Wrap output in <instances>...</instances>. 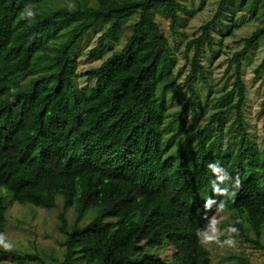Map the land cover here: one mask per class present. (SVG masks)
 <instances>
[{"label":"trees","instance_id":"16d2710c","mask_svg":"<svg viewBox=\"0 0 264 264\" xmlns=\"http://www.w3.org/2000/svg\"><path fill=\"white\" fill-rule=\"evenodd\" d=\"M200 10L185 0H0V231L15 203L61 208L65 247L60 259L0 245V261L212 264L202 239L218 212L230 213L231 234L264 252V149L247 129L243 80L244 60L264 38V0H221L201 35L186 40L190 70L180 84L157 16L177 37ZM227 12L261 23L230 59L233 87L211 90L208 121L186 128L196 83L207 79L205 52L218 58L213 31ZM136 13L125 46L82 75L84 38L100 34L88 53L97 59ZM187 94L172 111L169 101ZM168 248L174 263L161 257Z\"/></svg>","mask_w":264,"mask_h":264},{"label":"rangeland","instance_id":"374dc122","mask_svg":"<svg viewBox=\"0 0 264 264\" xmlns=\"http://www.w3.org/2000/svg\"><path fill=\"white\" fill-rule=\"evenodd\" d=\"M185 2L192 9L201 10L188 21L187 27L181 30L182 35L174 37L170 31V22L159 15L157 16L161 30L175 51L178 60L175 75L180 84L184 83L190 70V65L184 55L186 40L201 35V27L215 16L221 0H185ZM138 19L139 14L136 13L125 22L119 29V37L111 39L97 59L90 58L88 53L97 46L100 34H88L77 50L80 59V73L84 75L89 69L99 67L115 51L121 50L132 36L133 26ZM260 23L261 21L249 14L240 13L233 19L231 12H227L221 23L214 28V47L218 58L214 59V55L208 51L205 52L203 64L206 68L207 79L206 81L200 79L196 83L197 103L194 106V111L190 112L183 121L186 128L195 123L196 129H200L208 121L213 105L206 103V98L211 90L213 91L212 95H217L225 87L228 90L233 87L235 67L229 68L230 59L235 53L242 50L241 41L250 37ZM231 30L233 31L231 36H224ZM263 60L264 38L259 41L243 62V80L247 88V103L244 110L247 129L253 142L260 150L264 149V111L262 109L264 72L258 75L256 71ZM188 97L187 94L183 99L181 98L180 102L178 99L170 100L171 110L174 111L184 105ZM233 119V116L230 117L229 125ZM58 202L61 205V198L58 199ZM60 211L61 208L45 210L21 206L18 203L13 204L8 210L7 225L3 231H0L1 247L21 254L40 253L62 259L65 247L63 246L64 237L59 231ZM67 220L70 224L74 223L75 214L72 211L67 214ZM230 223L229 212H218L213 217L211 226L203 235L202 241L212 253V264H237L238 258L248 259L250 264H264V252L255 250L250 244L242 242L231 234L233 227ZM261 241L264 244V234ZM174 254V250L168 248L161 257L167 262L174 263ZM0 264L13 263L6 260L0 261Z\"/></svg>","mask_w":264,"mask_h":264},{"label":"clouds","instance_id":"9594fccd","mask_svg":"<svg viewBox=\"0 0 264 264\" xmlns=\"http://www.w3.org/2000/svg\"><path fill=\"white\" fill-rule=\"evenodd\" d=\"M27 15L30 17V16L33 15V13L32 12H28Z\"/></svg>","mask_w":264,"mask_h":264}]
</instances>
